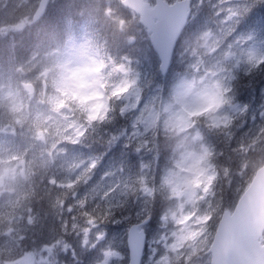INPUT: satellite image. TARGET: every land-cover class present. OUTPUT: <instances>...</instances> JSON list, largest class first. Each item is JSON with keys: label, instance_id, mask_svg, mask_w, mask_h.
Masks as SVG:
<instances>
[{"label": "rangeland", "instance_id": "1", "mask_svg": "<svg viewBox=\"0 0 264 264\" xmlns=\"http://www.w3.org/2000/svg\"><path fill=\"white\" fill-rule=\"evenodd\" d=\"M39 1L0 0V37L30 24ZM201 2L193 0L191 14L197 13ZM243 2L213 0V19L204 23L194 37L182 42L187 49L184 51L187 71L166 90L149 83L142 91L138 75L124 62L115 63L82 31L61 51L47 56L52 69L43 70L34 94L29 95L21 88L22 83L33 85L27 76L28 65L20 63L0 79V112L7 104V115L14 122L0 129V219L13 215L8 210L16 205L18 179L35 159L54 163L67 176H72L73 179L67 178L69 186L84 176V190L101 187L110 193L122 191L130 181L138 183L132 222L112 228L89 223L78 230L77 254L71 246L56 243L27 252L8 264H64L60 262L61 256L67 253L79 264H127V255L124 260L120 252L126 248V230L130 224L146 218L150 222L143 227L146 240L141 264H183L176 258L179 250L197 245L204 249L199 264H209L208 250L218 217L222 211L233 208L249 182L241 172L230 179L228 208L220 210L225 204L223 199L221 203L206 198L205 187L212 183L216 172L196 118L200 117L209 128L221 130L226 136L233 135L231 140L240 152L264 151L259 147L264 144V132H261L264 82L258 87L253 103L235 101L230 93L229 84L235 72L264 61V34L259 35L258 30L245 26L239 18ZM207 29L215 36L212 46L218 47L215 51L198 53L197 63V57L189 55L192 41ZM189 65H195L199 71ZM210 68L214 75L206 73ZM201 75L209 84L214 83L215 88L201 93L198 99L192 98L188 81L194 84L195 77ZM110 96L122 100L125 110L130 112L129 125L121 137L135 141L139 150V173L127 179L116 175L110 167L104 172L95 171V158L83 157L72 147L67 150L68 143L74 144L81 138L85 126L103 119ZM1 116L2 113L0 124ZM261 161L264 162V157ZM247 163L242 161V169L258 168L254 158ZM10 221L13 224L15 219ZM6 225L8 230L0 224V241L13 236L15 229Z\"/></svg>", "mask_w": 264, "mask_h": 264}, {"label": "trees", "instance_id": "2", "mask_svg": "<svg viewBox=\"0 0 264 264\" xmlns=\"http://www.w3.org/2000/svg\"><path fill=\"white\" fill-rule=\"evenodd\" d=\"M108 1L55 0L37 21L27 24L21 31L0 37V79L21 62L35 57L33 66L30 65L27 70V76L31 77L37 89L43 70L52 69L47 56L61 51L83 29L93 39L92 43L100 45L115 63L124 62L138 75L142 91L148 88L146 84L149 83L158 84L161 89L166 90L179 75L187 71L183 40L194 37L204 23L213 19V0H201L197 13L188 19L178 38L166 74L161 76L158 58L136 16L122 7L119 0ZM243 1L239 18L245 26L258 30L259 35L264 34V0ZM106 9L109 12L107 16L104 14ZM128 37L133 38L131 42ZM41 64L45 66H40ZM263 82L264 61H261L251 65L248 70H239L233 74L230 93L235 101L253 103L258 87ZM5 105L0 112L3 114L0 129L5 124H14L7 115L8 105ZM129 122L130 112L125 110L123 101L110 96L103 119L85 126L81 138L74 144L68 143L67 150L72 147L83 157L95 158V171L104 172L110 167L122 178L134 177L139 173V150L135 141H125L121 137ZM195 123L200 127L202 140L210 148L209 160L215 172L227 171L230 179L241 172L246 182H249L255 170L251 166L242 169L240 164L244 160L249 163L254 158L259 167L264 163L261 161L264 151L261 153V150L248 149L246 153L240 152L231 140L233 135L226 136L221 130L209 128L200 117L196 118ZM156 140L158 142V137ZM68 177L72 178L63 169L45 160L35 159L28 164L26 174L18 179L16 205L8 210L13 215L0 219L6 221L0 222L2 226L5 225L4 230L9 229L6 224L15 229L12 237L0 241V260L13 261L27 252L38 251L56 243L71 246L77 254L79 247L75 242L78 240V230L87 227L89 223L112 228L132 222L130 217L135 209L136 181L127 183L129 186H125L122 191L107 193L101 187L84 190V176L76 178L73 180L74 184L69 186ZM245 184L244 182L243 186ZM229 198L227 191L223 196L225 204L221 205L220 210L222 207H229ZM219 201L222 203V200ZM12 218L15 219L13 224L10 221ZM127 218L128 221L125 222ZM120 252L126 260V248L123 247ZM61 258V263L79 264L68 253Z\"/></svg>", "mask_w": 264, "mask_h": 264}, {"label": "water", "instance_id": "3", "mask_svg": "<svg viewBox=\"0 0 264 264\" xmlns=\"http://www.w3.org/2000/svg\"><path fill=\"white\" fill-rule=\"evenodd\" d=\"M190 0L168 4L154 0L149 7L143 0H121L120 4L138 16V22L149 33L161 75L168 69L175 42L190 14ZM44 10L41 3L33 14L37 20ZM29 94L34 88L23 84ZM148 219L131 224L126 232L127 264H140L146 234L140 225ZM264 230V164L254 172L232 211L224 210L216 224L208 252L209 264H264V244L259 237Z\"/></svg>", "mask_w": 264, "mask_h": 264}, {"label": "clouds", "instance_id": "4", "mask_svg": "<svg viewBox=\"0 0 264 264\" xmlns=\"http://www.w3.org/2000/svg\"><path fill=\"white\" fill-rule=\"evenodd\" d=\"M106 16L108 15V10H105L104 13ZM133 38L128 37L129 42H131ZM215 40V36L211 29L205 30L200 36H198L195 40L192 41L190 56L197 57V63L200 61V55L198 53H207L211 51H215L216 47H213L212 44ZM187 50V49H186ZM227 59V56L224 57ZM189 67H193L196 71H199L195 65H189ZM212 72V69H207L206 73ZM214 75L215 73L212 72ZM183 80V77L181 78ZM215 84H209L205 79V76H197L195 77V83L193 84L191 80L188 81V91L191 92V97L198 99L200 94L203 92H211L214 90ZM187 95V93H186ZM261 132H264V129H261ZM159 139V137H158ZM264 139V137H262ZM260 148L264 149V144L259 145ZM223 181V183H221ZM231 187L230 177L227 175V171L221 173L217 171L215 173L214 179L210 185L205 187V191L207 192V197L210 200H222L223 196L227 193L228 189ZM202 244V241H201ZM204 252V249L197 245L196 248L188 247L182 248L179 250V255H177L178 260H182L183 264H199V260L201 259V253ZM0 264H8L7 261L0 262Z\"/></svg>", "mask_w": 264, "mask_h": 264}, {"label": "flooded vegetation", "instance_id": "5", "mask_svg": "<svg viewBox=\"0 0 264 264\" xmlns=\"http://www.w3.org/2000/svg\"><path fill=\"white\" fill-rule=\"evenodd\" d=\"M45 2L47 3L48 1L46 0ZM148 2H151V0H149Z\"/></svg>", "mask_w": 264, "mask_h": 264}, {"label": "bare ground", "instance_id": "6", "mask_svg": "<svg viewBox=\"0 0 264 264\" xmlns=\"http://www.w3.org/2000/svg\"><path fill=\"white\" fill-rule=\"evenodd\" d=\"M246 187H247V186H246ZM246 187H245V188H246Z\"/></svg>", "mask_w": 264, "mask_h": 264}]
</instances>
